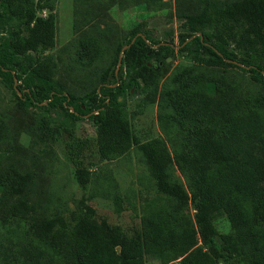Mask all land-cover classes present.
I'll return each mask as SVG.
<instances>
[{
    "label": "trees",
    "instance_id": "trees-1",
    "mask_svg": "<svg viewBox=\"0 0 264 264\" xmlns=\"http://www.w3.org/2000/svg\"><path fill=\"white\" fill-rule=\"evenodd\" d=\"M201 1L200 12L183 17L177 51L198 63L238 67L264 89V0L225 7ZM54 10L55 0H0L1 80L18 106L40 109L43 126L55 122L75 136L88 117L102 159L138 147L158 190L176 205L168 214L144 217L143 227L130 234L107 220L96 222L83 197L69 234L60 217H37L39 205L29 199L33 172L13 162L4 166L7 154L1 150L0 264H146L147 256L160 264H264V94L247 96L243 104L238 86L224 76L212 84L203 74L182 70L174 77L177 85L164 92L174 110L165 118L178 122L186 139L173 153L161 137L141 141L128 99L157 82L156 66L176 50L174 36L163 42L139 25L125 43L136 37L123 52L118 73L104 72L99 88L77 95L53 76L54 57L42 53L55 46ZM9 137L0 117V143ZM82 145L67 142L64 156L86 188L92 172L80 156ZM174 165L190 175L189 191L171 178ZM189 204L195 219L182 212ZM218 211L233 232L220 230L213 216Z\"/></svg>",
    "mask_w": 264,
    "mask_h": 264
},
{
    "label": "rangeland",
    "instance_id": "rangeland-1",
    "mask_svg": "<svg viewBox=\"0 0 264 264\" xmlns=\"http://www.w3.org/2000/svg\"><path fill=\"white\" fill-rule=\"evenodd\" d=\"M215 1L225 7L240 0ZM203 6L201 0H55V46L42 53L54 57L53 76L65 90L84 95L99 88L104 72L117 69L118 49L125 46L136 27L149 29L163 42H170L173 35L176 50L156 66L160 69L157 82L128 99L137 137L141 141L161 137L173 153L187 134L178 122L165 118L174 110L164 92L177 85L174 77L182 70L203 74L212 84L224 76L227 83L238 86L243 104L247 96L256 98L264 94L263 85L238 67L198 63L177 51L183 17L200 12ZM0 117L10 134L9 139L0 143V151L7 154L4 166L13 162L20 170L33 172L29 199L39 205L37 217H60L69 234L75 224L74 212L79 211L83 197L95 210L96 222L107 220L130 234L143 227L144 217H152L158 211L168 214L175 207V199L158 190L147 159L138 147L113 159L99 156L96 129L88 117L78 123L75 136L57 128L55 122L43 126L40 109L18 106L15 94L1 78ZM76 141L83 144L80 156L92 172L86 188L64 156L66 143ZM170 173L173 180L190 190L191 177L186 171L174 165ZM182 212L195 219L191 204ZM213 216L221 231L233 232L223 212ZM146 264L160 261L147 256Z\"/></svg>",
    "mask_w": 264,
    "mask_h": 264
},
{
    "label": "water",
    "instance_id": "water-1",
    "mask_svg": "<svg viewBox=\"0 0 264 264\" xmlns=\"http://www.w3.org/2000/svg\"><path fill=\"white\" fill-rule=\"evenodd\" d=\"M135 39H136V37L132 40V42H131L130 44H127V45L123 46L122 51H121L120 56H119L118 66H117V70H116L117 73H118V70L120 69V66H121V64H122V60H123V52H124L127 48L130 47V45L135 41ZM16 84H17V80H16ZM19 92H20V91H19ZM120 249H121V247H118V250H120ZM220 264H222V263H220Z\"/></svg>",
    "mask_w": 264,
    "mask_h": 264
}]
</instances>
